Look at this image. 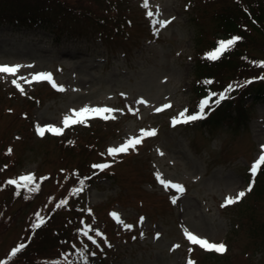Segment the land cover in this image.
<instances>
[{
    "label": "rangeland",
    "instance_id": "1",
    "mask_svg": "<svg viewBox=\"0 0 264 264\" xmlns=\"http://www.w3.org/2000/svg\"><path fill=\"white\" fill-rule=\"evenodd\" d=\"M13 1L46 7L36 0ZM234 3L147 0L145 7V0H111L106 19L83 16L71 22L74 35L60 37L0 22V65L32 66L21 67L15 77L0 74V264H62L85 249L90 264H264V177L253 181L250 174L264 146V103L246 97L231 107L232 120L171 125L180 111L195 114L200 101L217 96L197 94L194 67L214 51L220 35L215 12L234 9ZM97 4V10L107 6ZM153 19L171 22L154 28ZM244 26L245 49L264 58V35ZM108 34L115 37L106 41ZM214 69L213 83L224 81L217 90L229 86L231 71ZM42 72L64 91L47 81L19 79ZM165 104L171 107L156 111ZM85 106L112 108L115 119L91 118L60 136L37 135V126L63 128L64 117ZM152 129L157 134L134 151L115 158L107 154ZM101 163L111 166L102 172L92 167ZM26 175L35 177L37 191L8 184ZM161 180L182 185L183 194ZM239 191H246L245 197L221 207ZM40 220L45 226L37 230L43 235L35 245L32 230ZM185 229L223 243L227 251L192 245Z\"/></svg>",
    "mask_w": 264,
    "mask_h": 264
},
{
    "label": "trees",
    "instance_id": "2",
    "mask_svg": "<svg viewBox=\"0 0 264 264\" xmlns=\"http://www.w3.org/2000/svg\"><path fill=\"white\" fill-rule=\"evenodd\" d=\"M111 0H36L35 3H44V9H33L31 7L19 6L13 0H0V22H8L15 26H22L27 29H46L54 33L57 37L62 35L72 36L74 32L70 28L71 22L82 19L83 16L90 19H95L100 22L102 19H106L109 14V8ZM80 2V5L78 3ZM94 2H98V6L104 4L106 6L102 10H97L94 6ZM234 9L224 7V9L217 10L214 14L215 21L217 22V28L220 35L217 36L212 49H216L220 41L228 40L234 37H240L236 45H234L229 51L225 52L218 60L200 59L195 63L194 77L197 79L196 92L203 98L216 94L217 96L210 100L212 104L211 109L206 113V118L200 121L203 126L211 125L213 123H219L222 121L232 120L235 116L231 111V107L239 106L241 99L246 97L252 98L255 102L264 103V68L258 65L264 64V58L256 57L251 52L247 51L244 47L245 40H242V31L246 28L244 25H251L264 35V0H234ZM12 3V4H11ZM118 32V31H117ZM104 33V32H103ZM72 34V35H69ZM117 34V33H116ZM105 39L114 38L113 34H108ZM247 45V44H246ZM262 47V46H261ZM264 48V47H263ZM228 68L232 75L229 82L232 90L236 87H240L241 90L238 95L233 96L228 93V98L221 101L218 106L215 105V100L218 99L219 94L225 93L229 86L217 90V85H223L222 80L217 78V81L213 83L215 76V67L218 66ZM257 73V74H256ZM211 83H208V82ZM251 81V83H248ZM238 87V88H239ZM239 96H241L239 99ZM214 106V107H213ZM257 176L264 177V165L261 166V170L258 171ZM78 186V185H76ZM81 186V185H79ZM83 187V186H82ZM36 224V223H35ZM55 225V224H53ZM45 226L41 225V227ZM35 227L32 233H36V242L40 245L42 233L39 236L40 231ZM59 234V231L56 230ZM80 232L87 231L86 227H80ZM31 235L30 240L32 239ZM58 236V235H56ZM40 237V238H39ZM60 239V237H59ZM58 240V239H57ZM91 257H87V264H90ZM62 264H85V261L77 256L76 259H70Z\"/></svg>",
    "mask_w": 264,
    "mask_h": 264
},
{
    "label": "snow or ice",
    "instance_id": "3",
    "mask_svg": "<svg viewBox=\"0 0 264 264\" xmlns=\"http://www.w3.org/2000/svg\"><path fill=\"white\" fill-rule=\"evenodd\" d=\"M144 6L147 7V0H145ZM156 14L157 15L159 14L158 10H157ZM147 15L151 18L153 16V13L151 11H149L147 13ZM170 22L171 21H162V20H156V19H153L151 21L154 28L157 25H159L160 27H166L167 23H170ZM239 39H240V37H234V38L228 39L226 41H224V40L220 41L218 44V47L214 51L209 53L207 55L206 59L213 60V61L218 60L225 52L229 51L234 45H236V43L238 42ZM258 66L264 68V64H260ZM21 67H32V66L31 65H28V66L0 65V74H7L9 76L15 77L16 74L20 71ZM19 79L24 80L26 83H29V84L32 82L47 81L56 90L64 91V88L62 86H59L54 82L53 77L50 73H43V72L42 73H36V74H33L31 76V79H28L27 77H20ZM260 79H264V77H260ZM12 83L16 86L17 89H19L21 91V93L24 92V89L21 87V85L17 79H13ZM208 83H211V82L209 81ZM248 83H251V81H249ZM231 91H232V88H231V86H229L228 90L225 93L219 94L218 99L215 100L214 106H218L221 101L227 99L228 93ZM211 98L212 97L209 96L208 98H205L202 101H200V103L198 105V111L195 114H189L188 109H184V110L180 111L178 116L172 118L171 125L173 127H175L177 125H186V124H190L192 122L203 121L206 118L205 110H206V108L210 107ZM138 103L144 104L145 101L141 99L140 101H138ZM170 107H171L170 104H165L162 107L157 108L156 111L162 112V111H164ZM114 111H115L114 109L108 108V107H88V106H85L78 111L73 110L71 115H66L63 119V128L55 127V126H51V125H48L45 127L37 126L36 133H37V135H39L41 137H43L46 132H49L54 136H60L63 134V131L65 128H68L73 124H83L88 119H91V118L99 117V118H102L105 120L115 119V117L111 115ZM129 111H133V110L131 108H129ZM156 134H157V132L155 129L141 130L138 137H131V138L127 139L124 143H122L118 147H110L107 150V154L113 158L119 156L120 154H127L130 150L134 151L136 149V147L138 145H140L145 138L154 137ZM9 151H11V150H9ZM262 165H264V146H262L259 159L255 163H253L251 168H250V174H251V177L253 178V181H254L255 177L257 176L258 171L261 170ZM110 166L111 165L109 163H101V164H95L92 167L94 169H99V171L102 172L105 169L109 168ZM158 178H159V175H158ZM34 181H35L34 176L26 175V176H22L19 180H14V179L9 180L8 184L9 185H15L17 190L26 189L30 192H35L38 190L39 185L38 184L34 185ZM160 182L162 184H164L165 188L170 187V188L174 189L176 191V193H178V194H183V192H184V188L180 184L172 183L170 181L165 182L164 180H161ZM80 184L82 187L84 184V181L81 180ZM77 191H79V189H77ZM251 191H252V184L250 183L247 187V192H251ZM18 194H19V191H18ZM245 195H246V191H239L235 197L226 198L224 203L221 205V207H226L228 205L235 204L240 199L245 197ZM177 199H178V196L173 197L172 203H176ZM112 216L114 219L117 220V222H121L116 213H112ZM143 220H144V218L141 217L140 221L143 222ZM41 223H43V220H40L38 223H36L34 225V227H36V228L40 227ZM124 227L126 229H131L132 226L131 225H124ZM95 234L97 236L102 235L99 231H96ZM84 235L88 236V231H85ZM184 235H185L186 239L192 245H198L201 249H203L207 252H215V253L223 254L227 251L226 246L223 243L210 242L207 239H203V238L198 237L197 235L191 233L187 229L184 230ZM88 239L92 240V243H94V244L96 243V241L94 239H92L91 236H88ZM23 247H24V245L21 244L18 247L14 248L12 250L11 255L15 256L18 252H20L23 249ZM177 247H179V245H177ZM85 252H86V249L84 251H81L79 253V256L82 260L85 261V264H87V256L85 255ZM188 264H194V262L189 260Z\"/></svg>",
    "mask_w": 264,
    "mask_h": 264
}]
</instances>
